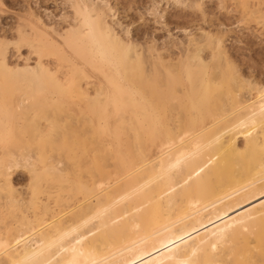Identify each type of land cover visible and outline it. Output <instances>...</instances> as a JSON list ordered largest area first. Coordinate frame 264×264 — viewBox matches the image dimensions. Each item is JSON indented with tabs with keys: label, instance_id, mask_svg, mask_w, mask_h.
Segmentation results:
<instances>
[{
	"label": "bare ground",
	"instance_id": "1",
	"mask_svg": "<svg viewBox=\"0 0 264 264\" xmlns=\"http://www.w3.org/2000/svg\"><path fill=\"white\" fill-rule=\"evenodd\" d=\"M257 3L264 6V0ZM98 5L72 1V24L56 40L19 30L16 51L20 43L28 44L36 59L28 65L29 57H23L15 71L36 88L50 74L64 79L70 71V77L80 73L88 80L80 83L78 93L86 101L99 97L105 117L107 108H126L119 115L126 133L93 143L90 155L108 154L109 159L94 158L93 177L79 181L78 197L61 195L62 183L70 180L62 167L54 166L49 172L61 184L52 192L45 185L44 192L50 201L56 199V206L47 199L38 205L33 198L4 202L16 226L7 223L0 230V264H264V198L256 201L264 195L263 83L256 86L227 55L221 35H192L177 54L154 46L139 49L120 41ZM53 52L71 61L68 69L50 68ZM132 63L148 65L147 76L142 74L147 80L141 84L138 77L140 85L128 87L125 107L116 105L98 76L89 79L86 68L106 66L118 77L119 68L127 70ZM162 73L165 78L159 79ZM148 74L154 75L148 79ZM24 158L23 164L6 163L5 171L32 168ZM6 175L0 187H7Z\"/></svg>",
	"mask_w": 264,
	"mask_h": 264
},
{
	"label": "rangeland",
	"instance_id": "2",
	"mask_svg": "<svg viewBox=\"0 0 264 264\" xmlns=\"http://www.w3.org/2000/svg\"><path fill=\"white\" fill-rule=\"evenodd\" d=\"M72 1L74 0H0V50H2V54H0V184L5 172L7 174L5 178L8 181L6 182L7 187H0V202H3L2 205L0 203L3 218L0 219V230L10 224L13 228L16 226L13 223L15 219L13 213L7 212V209L4 210L6 205L4 202H7L9 197H13L19 204L31 201L30 198L34 199L32 200L36 205L45 204L46 199L48 205L56 204L54 197H52L53 202L49 200L51 198H45L47 188L52 192L58 188L56 185L61 184L60 177H54L56 173L49 172V169L51 171L55 167H62L64 169L62 175L68 177L70 182L62 183L66 186L64 185L61 195L66 197L65 194L68 193L78 197L80 195L79 181L90 176L93 177L94 170L92 168L95 159L97 160L99 157L98 160L102 161L104 155L103 161L109 159L108 154L92 157L90 151L94 146L93 143L100 140L110 142L114 133H124V129H126L125 120L119 117L126 113V108L122 111H113L107 108L109 112L105 117L102 111L103 102L99 97H90L86 101L84 96L78 93L77 89L80 83L84 86V81L88 80L80 73L74 72L73 77L72 75L70 77V73H72L70 71L69 77L64 79L60 78L58 73L50 74V77L42 79L40 87H37L40 88L39 92H36L38 90L34 83L15 71L24 64L23 57H29L28 65H33L36 59V54L30 53L32 48L28 44L20 43V50L16 51L19 44L18 31L27 33L29 37H33L36 32H43L55 39L58 32L61 33L72 24L73 10L70 7ZM93 1L97 5L99 4L102 9L104 8L105 20L111 25L114 34L120 41L126 44L131 43L135 48L143 49L145 46H154L160 52H165V49H168L177 54L179 47L180 49L184 47L187 38L207 32L210 35L214 34L213 36L221 35L227 55L230 53V58L235 61L236 65H239L238 67L246 75L250 76L248 78L253 79L256 86H260L261 83H263L261 86H264V52H262L264 51V12L259 9L264 6L260 5V7L257 3L258 0ZM253 35L261 36L255 38ZM259 38L263 40L260 41ZM2 55L5 56L3 61ZM49 61H51L50 68L59 70L68 69V65L71 63L64 56L54 52L49 56ZM143 65L146 64L132 63L130 68L126 67L127 70L119 68L118 77L108 72L106 66L99 69L86 68L89 69H87L88 75L92 76L89 79L95 80L94 77L98 76L100 79L97 77V81L101 80L104 87L113 93L116 105L125 107L129 102L128 87L140 85L136 81H139L138 77L141 84L145 83L144 78L147 80V77L143 76H147L144 73L148 65ZM103 71H107V74L103 75L101 73ZM123 74H126V77ZM136 74L137 76H135ZM152 75L154 74H148V79L153 77ZM128 76L129 78H127ZM159 76V79L165 78L164 73ZM129 79L132 80V83ZM134 80L136 82L133 84ZM89 90H91L90 87H88ZM91 101L93 106L90 104ZM107 101L109 106L112 105L111 100ZM98 103H100L99 106ZM83 130L86 132H82ZM116 130L117 132H115ZM74 134L75 137H73ZM239 138L241 139V137ZM87 151L89 154L85 158V155L82 154ZM27 156V160L29 159L31 162L30 165L34 166L32 168L29 166L32 170L27 169L28 167H15L5 171L4 168L8 163L19 161L20 164H23L26 159L24 157ZM77 160H80V163ZM84 162L86 164H83ZM29 170L34 173L28 172ZM43 170L46 172H42ZM34 174L36 177L37 175L40 177L36 178L37 182ZM44 189H46L45 192ZM5 197L7 198L5 199ZM263 198L264 195L255 200L259 201ZM256 201L253 200L245 205L248 206ZM245 205L243 207H246Z\"/></svg>",
	"mask_w": 264,
	"mask_h": 264
}]
</instances>
